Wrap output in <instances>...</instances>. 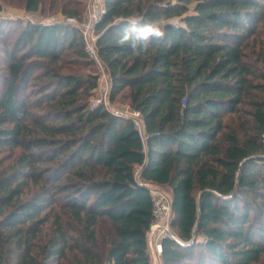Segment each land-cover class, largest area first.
Instances as JSON below:
<instances>
[{"label": "trees", "instance_id": "1", "mask_svg": "<svg viewBox=\"0 0 264 264\" xmlns=\"http://www.w3.org/2000/svg\"><path fill=\"white\" fill-rule=\"evenodd\" d=\"M53 1L68 18L84 10L81 1ZM40 2L25 0V9ZM131 20L163 25L164 38L143 56L117 43ZM6 25L0 20V264H58L73 252L77 264H151L147 184L171 191L174 237L161 241L162 264L259 260L264 0H105L95 50L109 99L140 113L142 134L91 106L98 74H79L94 61L75 25L19 22L10 42ZM49 206L67 219L55 214L46 235ZM104 221L113 237L102 254Z\"/></svg>", "mask_w": 264, "mask_h": 264}, {"label": "rangeland", "instance_id": "2", "mask_svg": "<svg viewBox=\"0 0 264 264\" xmlns=\"http://www.w3.org/2000/svg\"><path fill=\"white\" fill-rule=\"evenodd\" d=\"M81 1V3L84 5V10L80 16L79 19L76 18H68L65 17L62 13L59 7L55 6V3L53 0H41L40 7L37 11L31 12L25 9V0H0V20L4 23H7L6 28L9 33H11V38L9 39V42L13 40V38L18 33V23L19 22H25L27 20H33V21H39L42 23H47L48 21H62L66 22L68 24H72L75 26H82V23L86 22L85 14L87 11V8L91 2V0H76ZM54 4H53V3ZM264 29V28H263ZM261 40L264 43V38H261ZM99 66L94 63V65L87 67L85 69H80L79 74L81 76H86L88 73H97L99 72ZM259 68L264 71V62L261 61L259 63ZM65 71H68L67 69H64ZM107 76V75H106ZM108 79V78H107ZM106 81L102 76L100 75L97 79V87L94 90L93 95L90 97V104L95 98L100 99H106L108 104L110 105V108L113 110H117L119 112L124 113L125 112V106L129 105L127 103V100L123 98H119L118 96L115 97L113 100H110L108 97L107 91L103 90V88H106ZM103 101V100H102ZM161 191L168 197V199L171 197V191L169 186H159ZM51 209L48 213V219L43 224L42 230L43 232L48 235L51 231V229L54 227L53 220L55 218V214H59L61 218V222L65 223V214H62V210H59L58 207H47V209ZM164 219H161L160 221H163ZM169 227L171 228L170 224ZM172 229V228H171ZM49 232V233H48ZM48 233V234H47ZM73 236H77L74 233H70ZM164 233L160 229H155L152 233L148 232V240L151 245L152 251L150 252L149 246H148V253L150 256V262L151 264H162V259L160 255L158 254V246L161 242V237ZM113 237V232L111 227L107 222H100L97 225L96 229V242H97V249L100 251V253H105L110 245L111 238ZM82 242H85L84 239L80 238ZM76 255H74V252L69 254L65 259L59 261L58 264H77ZM49 264H56L55 261H52ZM252 264H264V254L261 255L259 260L256 263Z\"/></svg>", "mask_w": 264, "mask_h": 264}, {"label": "built area", "instance_id": "3", "mask_svg": "<svg viewBox=\"0 0 264 264\" xmlns=\"http://www.w3.org/2000/svg\"><path fill=\"white\" fill-rule=\"evenodd\" d=\"M104 12H105V0H91L85 14L86 22L82 23V26H76V27L80 30L82 34L86 53L88 54L90 59H92L94 63H96V65L100 67L99 72H97V74L98 77L101 75L102 78L105 79L107 85L106 88H103V90L107 91L108 93L109 82L106 73L104 71V68L102 66V63L95 50V41L97 35L94 31V25L101 19ZM52 22L54 21L52 20L45 23L51 24ZM100 105L104 106V108L110 112L129 118L133 122L134 126L138 129L140 134H142L143 123L140 117V113L137 110H134L129 105H126L125 112L122 113L110 108V105L108 104L106 99H100V98H95L91 103L92 107H96ZM147 188L153 201V219L151 224L149 225L148 232L152 233L156 228L160 229L164 233L161 237V241L163 238L166 237H174L172 229L169 227L171 220L170 198L168 199V197H166V195L161 191L160 187L157 185L147 184ZM161 219L164 220L160 221ZM148 237H147V241H148L149 250L151 252L152 248L149 243ZM157 250H158L157 251L158 254L161 256V242Z\"/></svg>", "mask_w": 264, "mask_h": 264}, {"label": "clouds", "instance_id": "4", "mask_svg": "<svg viewBox=\"0 0 264 264\" xmlns=\"http://www.w3.org/2000/svg\"><path fill=\"white\" fill-rule=\"evenodd\" d=\"M165 6L161 5V7ZM126 23L127 26L118 36L117 43L120 45H130L137 56H143L148 51L151 41L162 40L164 38L163 25L160 22L131 20Z\"/></svg>", "mask_w": 264, "mask_h": 264}]
</instances>
